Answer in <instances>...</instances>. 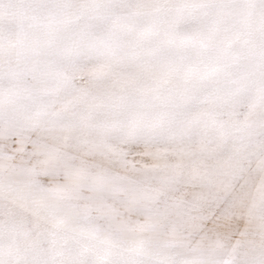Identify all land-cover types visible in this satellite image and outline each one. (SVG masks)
Listing matches in <instances>:
<instances>
[{
  "label": "snow or ice",
  "instance_id": "6c2138e0",
  "mask_svg": "<svg viewBox=\"0 0 264 264\" xmlns=\"http://www.w3.org/2000/svg\"><path fill=\"white\" fill-rule=\"evenodd\" d=\"M0 264H264V0H0Z\"/></svg>",
  "mask_w": 264,
  "mask_h": 264
}]
</instances>
